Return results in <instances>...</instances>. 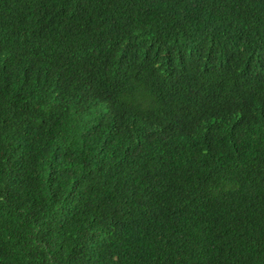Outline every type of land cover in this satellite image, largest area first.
<instances>
[{
    "label": "trees",
    "instance_id": "obj_1",
    "mask_svg": "<svg viewBox=\"0 0 264 264\" xmlns=\"http://www.w3.org/2000/svg\"><path fill=\"white\" fill-rule=\"evenodd\" d=\"M0 264H264V0H0Z\"/></svg>",
    "mask_w": 264,
    "mask_h": 264
}]
</instances>
